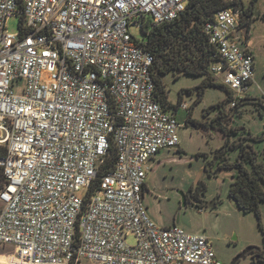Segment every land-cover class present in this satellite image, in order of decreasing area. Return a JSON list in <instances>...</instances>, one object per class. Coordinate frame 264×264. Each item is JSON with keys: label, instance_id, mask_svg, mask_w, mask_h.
<instances>
[{"label": "built area", "instance_id": "obj_1", "mask_svg": "<svg viewBox=\"0 0 264 264\" xmlns=\"http://www.w3.org/2000/svg\"><path fill=\"white\" fill-rule=\"evenodd\" d=\"M189 2L0 0V245L21 264H221L206 234L160 226L144 203L149 162L180 148L181 123L131 27L176 20ZM239 23L231 5L204 24L211 71L238 94L255 71Z\"/></svg>", "mask_w": 264, "mask_h": 264}, {"label": "rangeland", "instance_id": "obj_2", "mask_svg": "<svg viewBox=\"0 0 264 264\" xmlns=\"http://www.w3.org/2000/svg\"><path fill=\"white\" fill-rule=\"evenodd\" d=\"M252 1L242 0L247 6ZM253 2L255 16L246 43L254 51L256 62L253 83L246 93H232L224 86L221 75H214V83L206 81L207 77L201 74L172 71L162 75L167 106L175 111L181 123L178 129L181 148L160 151L156 159L149 162L152 170H147V187L144 189V203L159 225L177 223L186 231L206 234L213 240L221 264H231L250 245L264 247L258 215L244 212L229 197L232 174L236 171L227 168L217 171L215 164L210 172L205 167L207 158L204 155L197 157V153H207L208 159H212L216 149L224 146L226 134L221 122L217 119L215 126L211 122L220 114V104L228 99L224 104L228 113L232 109V100L242 103L234 116L222 122L228 128H243L234 131L231 140L243 139L252 144L254 140L250 136L253 134L261 137L254 143L256 149H264V0ZM20 28L21 19L17 16L6 23L7 32L18 33ZM244 31L243 27L241 32ZM131 32L141 41H147L148 36L142 28L132 26ZM189 118L192 122H187ZM238 152V149H232L229 155L235 159ZM199 183L202 186L200 199L196 200L191 192L196 191ZM86 193L83 189L79 194L85 196ZM183 193H190L187 206L183 205ZM214 202L216 204L212 206ZM260 210L264 227V201ZM127 241L135 243V238L129 236ZM14 253L12 246L0 245V264L13 263ZM253 253L241 258L237 264H252Z\"/></svg>", "mask_w": 264, "mask_h": 264}, {"label": "trees", "instance_id": "obj_3", "mask_svg": "<svg viewBox=\"0 0 264 264\" xmlns=\"http://www.w3.org/2000/svg\"><path fill=\"white\" fill-rule=\"evenodd\" d=\"M235 3L243 4L242 0ZM235 3L230 4L227 0H190L186 10L176 20L159 25H154L151 21L146 23L144 31L148 38L147 41H143V44L155 56L152 70L157 86V95L164 106L169 108L165 84L162 81V75L166 73L173 71L193 75L201 74L207 77L206 81L214 83L215 77L211 71V65L218 58L214 55L215 49L204 32V24L217 11ZM249 28L250 25H248ZM232 99H234L233 96ZM226 101L220 104L221 112L211 122L213 126L216 125L217 119L221 122V128L226 134L224 146L216 149L212 159H208L209 154L207 153H197V157L204 155L207 158L205 167L210 172L215 164L218 166L217 171L223 168L236 171L232 174L229 197L244 212H255L258 215L260 228L264 233L260 210L261 202L264 201V157L262 156L264 149H256L254 145L255 142L261 140V137H255L252 134L250 136L254 140L252 144L244 142L243 139L231 140V134L243 128H228L222 122L224 119L234 116L242 103L232 100L231 104L234 101L236 104L235 106L231 105V112L228 113L224 109ZM187 122H192V120L189 118ZM232 149L239 150L235 159L229 155ZM7 150L5 144L1 145L0 157H5ZM114 163L115 148L112 147L103 166V172L106 173L113 169ZM0 182L1 189L5 183L4 170L1 166ZM98 183L99 179L96 181V185ZM201 187L200 183L196 187L194 197L196 200L200 199ZM253 252L252 264L258 262L264 264V247H256Z\"/></svg>", "mask_w": 264, "mask_h": 264}, {"label": "flooded vegetation", "instance_id": "obj_4", "mask_svg": "<svg viewBox=\"0 0 264 264\" xmlns=\"http://www.w3.org/2000/svg\"><path fill=\"white\" fill-rule=\"evenodd\" d=\"M236 1H238V0H236ZM253 1L248 6L247 5H244V4L237 5V3H235V2H234L235 4H233L235 7L240 8V23H239V27H240V30H242L243 27L245 28L244 33L241 32L242 33V40H243V42H248V40L250 38V28L248 29V25L251 24V20H253V18L255 16L254 15V6H255V3ZM241 25H242V27H241ZM245 34H246L247 37L245 36ZM245 40H247V41H245ZM248 48L253 53L254 61H255L256 58H255L254 51L249 46H248ZM195 192H191V196L192 197H195ZM185 195H186V201L188 203L189 202L188 195H190V193L189 194H185Z\"/></svg>", "mask_w": 264, "mask_h": 264}, {"label": "water", "instance_id": "obj_5", "mask_svg": "<svg viewBox=\"0 0 264 264\" xmlns=\"http://www.w3.org/2000/svg\"><path fill=\"white\" fill-rule=\"evenodd\" d=\"M262 156L264 157V151H263V153H262ZM173 159H175V160H181V159H179V158H173ZM183 205L184 206H187V201H186V195L183 193ZM216 203L214 202V203H212V206H214ZM177 224V223H176ZM256 247H258V246H255V245H250V246H248L243 252H241L233 261H232V263L231 264H237L238 262H239V260L241 259V258H243V257H245L247 254H250L251 252H253L255 249H256Z\"/></svg>", "mask_w": 264, "mask_h": 264}, {"label": "crops", "instance_id": "obj_6", "mask_svg": "<svg viewBox=\"0 0 264 264\" xmlns=\"http://www.w3.org/2000/svg\"><path fill=\"white\" fill-rule=\"evenodd\" d=\"M247 46H249L246 42H244ZM253 83V82H252ZM252 85V84H251ZM250 85V86H251ZM181 148V147H180ZM159 155V153L151 160V161H154L155 159H156V157ZM161 161H159V163H160ZM149 166H150V169L152 170V165H150L149 164ZM149 169V170H150ZM147 187V183H146V185H145V188ZM144 196H145V192H144ZM148 207V206H147ZM148 211H149V209H148ZM152 218V217H151ZM153 219V218H152ZM154 220V219H153ZM155 221V220H154ZM156 222V221H155ZM157 223V222H156ZM158 224V223H157ZM173 224H175V223H173ZM159 225V224H158ZM160 226H165V225H160ZM191 232V231H190ZM204 234V233H203ZM215 247V246H214ZM216 250V249H215ZM216 254H217V252H216ZM15 256V255H14ZM10 264H12V262L10 263ZM186 264V263H185Z\"/></svg>", "mask_w": 264, "mask_h": 264}, {"label": "bare ground", "instance_id": "obj_7", "mask_svg": "<svg viewBox=\"0 0 264 264\" xmlns=\"http://www.w3.org/2000/svg\"><path fill=\"white\" fill-rule=\"evenodd\" d=\"M14 262L12 263V264H19L20 263V261L17 259V257L16 256H14Z\"/></svg>", "mask_w": 264, "mask_h": 264}]
</instances>
